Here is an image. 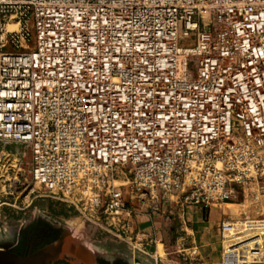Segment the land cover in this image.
<instances>
[{"label":"built area","instance_id":"obj_1","mask_svg":"<svg viewBox=\"0 0 264 264\" xmlns=\"http://www.w3.org/2000/svg\"><path fill=\"white\" fill-rule=\"evenodd\" d=\"M0 143L119 238L147 198L260 203L264 0H0ZM220 231V264H264L263 213Z\"/></svg>","mask_w":264,"mask_h":264},{"label":"rangeland","instance_id":"obj_2","mask_svg":"<svg viewBox=\"0 0 264 264\" xmlns=\"http://www.w3.org/2000/svg\"><path fill=\"white\" fill-rule=\"evenodd\" d=\"M2 152L11 153V156L4 163L0 162V209L2 210H0V236L5 235L10 228H18L16 241L10 246L15 247L17 245L22 230L30 222L44 218L52 224L63 227L65 231L71 232L76 242L88 249L94 258L102 257L99 256V253L119 255L129 258L132 264H136L134 254H138L144 262L149 263L151 261L150 256L143 252L148 251L144 248L146 245L138 246L140 247L138 250L135 248L133 236L131 238H119L109 234L102 227L86 221L75 207L41 196V189L31 179V152L28 148L15 143H0V154ZM22 154L23 156H21ZM124 193L129 198L130 194L127 191ZM31 200L34 204L29 206ZM157 205L159 211L153 209L155 205L148 198L143 206L136 201V208L142 209L148 215H153V211H155L156 214L161 213L167 219L172 216L168 224L182 232L181 226H185L187 223L181 221L182 218L176 214L179 210L164 202H158ZM219 210L223 219L238 218L244 214L253 217L258 212L264 214V199L260 203H255L250 197L245 198L240 195L237 200L224 205ZM187 213L188 210L185 211V214ZM170 245L168 242L167 251L168 253L169 251L172 252L168 258H176L177 254L174 250L172 251ZM160 253L164 255L162 246H160ZM192 256V254H184L183 257L185 260L186 258L190 260Z\"/></svg>","mask_w":264,"mask_h":264},{"label":"crops","instance_id":"obj_3","mask_svg":"<svg viewBox=\"0 0 264 264\" xmlns=\"http://www.w3.org/2000/svg\"><path fill=\"white\" fill-rule=\"evenodd\" d=\"M17 159V158H16ZM34 204L31 200L30 205ZM14 206V204H11ZM224 207V206H222ZM219 207V208H222ZM218 207L205 209L202 207H192L187 214L181 215V221L187 223L181 226L182 232L168 223L169 219L163 214L148 215L139 213L133 217V237L135 238V248L144 246L145 254L150 256V262L146 263L134 254L136 264H220L221 259V231L220 225L223 217ZM1 210V209H0ZM2 211V210H1ZM0 211V214H1ZM184 217V218H183ZM141 241V242H139ZM150 242V243H149ZM170 243L172 251L177 254L176 258H168L167 243ZM162 246L163 254L160 253ZM140 250V249H139ZM196 250L195 254L192 251ZM185 252V253H184ZM136 253V252H135ZM184 254H192L190 258L183 257ZM194 260V261H193Z\"/></svg>","mask_w":264,"mask_h":264},{"label":"water","instance_id":"obj_4","mask_svg":"<svg viewBox=\"0 0 264 264\" xmlns=\"http://www.w3.org/2000/svg\"><path fill=\"white\" fill-rule=\"evenodd\" d=\"M17 229V227L10 228L5 235L0 236V264H53L59 258H69L74 264H96L92 253L83 245L77 243L73 234L69 231H65L62 238L41 250L19 255L10 246L16 241ZM99 256L107 258L122 257L100 253Z\"/></svg>","mask_w":264,"mask_h":264},{"label":"trees","instance_id":"obj_5","mask_svg":"<svg viewBox=\"0 0 264 264\" xmlns=\"http://www.w3.org/2000/svg\"><path fill=\"white\" fill-rule=\"evenodd\" d=\"M65 229L52 224L47 219L38 218L29 223L21 233L17 245L13 251L19 255H26L41 250L63 237ZM96 264H130L124 257L107 259L95 258ZM53 264H74L69 258H59Z\"/></svg>","mask_w":264,"mask_h":264},{"label":"flooded vegetation","instance_id":"obj_6","mask_svg":"<svg viewBox=\"0 0 264 264\" xmlns=\"http://www.w3.org/2000/svg\"><path fill=\"white\" fill-rule=\"evenodd\" d=\"M31 223V222H30ZM13 248H15V247H13ZM105 258H107V257H105ZM113 258H117V257H113ZM113 258H107V259H113ZM124 258H126V257H124ZM127 260H128V262L131 264V260L129 259V258H126Z\"/></svg>","mask_w":264,"mask_h":264}]
</instances>
